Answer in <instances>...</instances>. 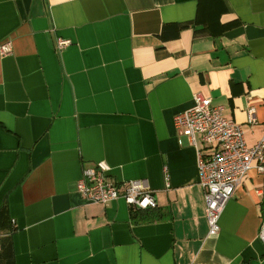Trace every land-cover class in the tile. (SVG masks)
Masks as SVG:
<instances>
[{"label":"crops","instance_id":"crops-1","mask_svg":"<svg viewBox=\"0 0 264 264\" xmlns=\"http://www.w3.org/2000/svg\"><path fill=\"white\" fill-rule=\"evenodd\" d=\"M3 43L0 264H264V175L209 235L197 150L174 125L201 93L248 146L264 137V0H0ZM98 163L147 183L153 220L81 197Z\"/></svg>","mask_w":264,"mask_h":264},{"label":"built area","instance_id":"built-area-1","mask_svg":"<svg viewBox=\"0 0 264 264\" xmlns=\"http://www.w3.org/2000/svg\"><path fill=\"white\" fill-rule=\"evenodd\" d=\"M70 45V41L60 40L57 49L62 51ZM11 52L10 43L1 44V56ZM248 123H256L253 109L248 114ZM174 125L179 135V144L182 145L181 138L185 137L197 150L209 235L216 236L220 233V220L227 204L249 172L256 168L264 175V137L255 146H248L242 126L226 118L223 107L213 106L212 100L201 93L194 94L193 107L177 115ZM77 192L85 201L103 206L123 199L129 207L137 210L158 207L145 181L116 183L108 177V168L104 163L84 169L77 182ZM258 239L264 246V214Z\"/></svg>","mask_w":264,"mask_h":264},{"label":"trees","instance_id":"trees-1","mask_svg":"<svg viewBox=\"0 0 264 264\" xmlns=\"http://www.w3.org/2000/svg\"><path fill=\"white\" fill-rule=\"evenodd\" d=\"M132 211V216H133V219L136 221V222H148V221H151L154 219L155 216H152L149 211H146V210H137V209H134L132 208L131 209Z\"/></svg>","mask_w":264,"mask_h":264}]
</instances>
